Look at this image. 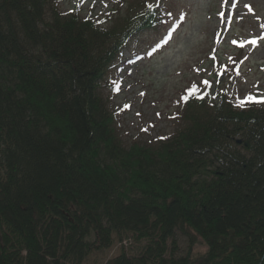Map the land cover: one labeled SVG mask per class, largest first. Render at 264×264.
<instances>
[{
	"label": "trees",
	"instance_id": "16d2710c",
	"mask_svg": "<svg viewBox=\"0 0 264 264\" xmlns=\"http://www.w3.org/2000/svg\"><path fill=\"white\" fill-rule=\"evenodd\" d=\"M127 4L100 19L0 0V264H84L126 238L108 264H264V104L194 81L171 133L124 143L109 74L174 16Z\"/></svg>",
	"mask_w": 264,
	"mask_h": 264
},
{
	"label": "rangeland",
	"instance_id": "374dc122",
	"mask_svg": "<svg viewBox=\"0 0 264 264\" xmlns=\"http://www.w3.org/2000/svg\"><path fill=\"white\" fill-rule=\"evenodd\" d=\"M56 1L64 12L91 13L101 19L120 3L126 4L120 6L126 13L132 0ZM168 9L174 12L168 23L131 42L109 74L117 88L106 87L104 95L119 115L118 131L124 143L151 144L171 133L189 84L202 79L217 84L223 65L234 57L247 58L234 79L221 78L225 86L239 100L249 94L264 96V41L243 48L233 43L264 33L260 27L264 24V0H170ZM180 246L185 249L186 243L181 240ZM122 247L128 253L137 249L132 239L126 238L108 251L93 254L84 264H108ZM203 251L199 246L195 252Z\"/></svg>",
	"mask_w": 264,
	"mask_h": 264
},
{
	"label": "snow or ice",
	"instance_id": "6c2138e0",
	"mask_svg": "<svg viewBox=\"0 0 264 264\" xmlns=\"http://www.w3.org/2000/svg\"><path fill=\"white\" fill-rule=\"evenodd\" d=\"M148 7L151 8L152 5L149 4ZM245 7L248 8L249 12L252 11V8L249 5H245ZM260 27L264 28V24H261ZM261 41H264V33H262L260 35H257V36H254L253 38L248 39V40L239 41V42L233 41V43H239V46L243 48V47H247L248 45H251L253 47H257ZM164 43L167 44L168 41H164ZM245 58H247V57H245ZM203 83L205 85L211 87V82L210 81L204 80ZM199 91H200V89L198 87L193 86L191 89H189V95H194V94H196ZM187 98L188 97H184L185 100H187ZM198 98L203 99V96L201 95ZM248 103L264 104V96L257 97V96L249 94L244 99H242L240 101L238 106L243 107V106H245Z\"/></svg>",
	"mask_w": 264,
	"mask_h": 264
}]
</instances>
